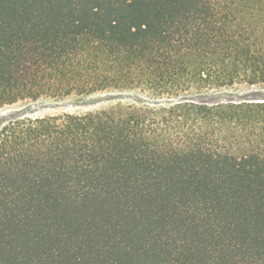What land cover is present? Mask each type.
<instances>
[{
	"label": "trees",
	"instance_id": "16d2710c",
	"mask_svg": "<svg viewBox=\"0 0 264 264\" xmlns=\"http://www.w3.org/2000/svg\"><path fill=\"white\" fill-rule=\"evenodd\" d=\"M262 87L264 0H0V109L117 100L0 127V264H264Z\"/></svg>",
	"mask_w": 264,
	"mask_h": 264
},
{
	"label": "rangeland",
	"instance_id": "374dc122",
	"mask_svg": "<svg viewBox=\"0 0 264 264\" xmlns=\"http://www.w3.org/2000/svg\"><path fill=\"white\" fill-rule=\"evenodd\" d=\"M243 93H246V91L243 88H239L236 89L235 93H221L214 95L208 101L214 102L220 100H228L236 95H242ZM127 101L129 100L126 99L123 102L126 103ZM116 102L117 100H110V98L107 97L106 94H97L91 97L72 95L70 97L61 99L43 98L36 102H20L15 105L6 106L0 109V127L3 124L22 116L45 117L61 115L64 113L82 114L107 108L108 106L115 104Z\"/></svg>",
	"mask_w": 264,
	"mask_h": 264
},
{
	"label": "water",
	"instance_id": "95a60500",
	"mask_svg": "<svg viewBox=\"0 0 264 264\" xmlns=\"http://www.w3.org/2000/svg\"><path fill=\"white\" fill-rule=\"evenodd\" d=\"M246 100H256V101H257V100H258V101L262 100V101H263L264 99H246Z\"/></svg>",
	"mask_w": 264,
	"mask_h": 264
}]
</instances>
